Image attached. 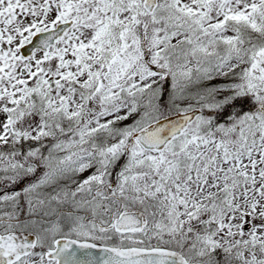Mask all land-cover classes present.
<instances>
[{
    "label": "snow or ice",
    "instance_id": "snow-or-ice-1",
    "mask_svg": "<svg viewBox=\"0 0 264 264\" xmlns=\"http://www.w3.org/2000/svg\"><path fill=\"white\" fill-rule=\"evenodd\" d=\"M0 264H264V0H0Z\"/></svg>",
    "mask_w": 264,
    "mask_h": 264
}]
</instances>
